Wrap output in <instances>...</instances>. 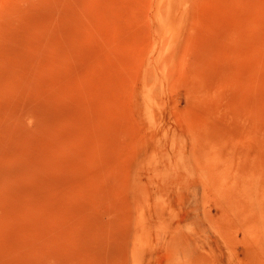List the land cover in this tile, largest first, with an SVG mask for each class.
<instances>
[{"label":"rangeland","instance_id":"1","mask_svg":"<svg viewBox=\"0 0 264 264\" xmlns=\"http://www.w3.org/2000/svg\"><path fill=\"white\" fill-rule=\"evenodd\" d=\"M0 264H264V0H0Z\"/></svg>","mask_w":264,"mask_h":264},{"label":"bare ground","instance_id":"2","mask_svg":"<svg viewBox=\"0 0 264 264\" xmlns=\"http://www.w3.org/2000/svg\"><path fill=\"white\" fill-rule=\"evenodd\" d=\"M157 16H158V15H157ZM166 16H167V15H164V17L161 16L160 18H157V19H158V21H160V22H164V23H165ZM162 17H163V18H162ZM161 18H162V19H161Z\"/></svg>","mask_w":264,"mask_h":264}]
</instances>
